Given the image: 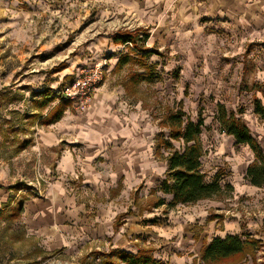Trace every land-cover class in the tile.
Masks as SVG:
<instances>
[{
  "label": "rangeland",
  "instance_id": "obj_1",
  "mask_svg": "<svg viewBox=\"0 0 264 264\" xmlns=\"http://www.w3.org/2000/svg\"><path fill=\"white\" fill-rule=\"evenodd\" d=\"M129 1L134 0H0V185L19 189H0V264H82L86 256L75 261L44 251L25 228L19 204L44 190L58 157L57 150L43 145L38 128L58 111L67 108L74 114L71 102H63L59 93L82 69L95 66L102 67L101 87L120 91L119 101L131 106L128 111L137 122L155 129L163 158L184 148L170 137V112L182 108L194 121L204 119L203 170L209 180L217 176L231 190L224 187L220 195L187 208L200 221L194 240L204 247L214 238L239 235L252 242L251 248L219 264H264V187L245 179L253 154L220 133L212 120L217 105H224L242 117L264 148V122L254 113L255 99L264 105V30L244 35L234 30L238 25L232 21L201 19L196 27L202 28L194 35L159 36L155 45L146 46L150 53L145 55L140 53V36H134V47H101L105 32L114 34L113 40L117 33L147 29L149 21ZM126 54L128 63L116 68ZM48 113L53 115L45 118ZM165 142L173 149L167 150ZM152 191L151 200L135 195L134 213L160 199ZM10 200V207H4ZM202 249L199 254L192 247L196 258L172 264H206ZM188 252L189 257L195 253Z\"/></svg>",
  "mask_w": 264,
  "mask_h": 264
},
{
  "label": "crops",
  "instance_id": "obj_2",
  "mask_svg": "<svg viewBox=\"0 0 264 264\" xmlns=\"http://www.w3.org/2000/svg\"><path fill=\"white\" fill-rule=\"evenodd\" d=\"M146 1L128 2L139 17L149 21L143 29L149 35L145 48L155 45L159 36L167 40V35L178 32L194 35L202 28L196 27L201 19L232 21L238 25L234 30L244 35L264 30V0ZM112 35L105 32V42L100 46L125 47L115 44ZM121 97L120 91L105 84L96 91L91 108L80 111L70 103L74 114L66 108L60 120L38 128L43 145L57 150L58 157L47 186L23 205L25 228L47 253L75 261L92 251L120 249L137 254L139 246L154 248L155 259L163 264L196 258L192 247L199 249V254L203 247L201 240H194V227L200 221L186 213L196 203L168 208L172 196L160 191L167 163L156 154V131L147 123L137 122L128 111L131 106L119 101ZM212 120L216 122L215 116ZM152 189H156L155 198L166 204L156 207V201L134 213L135 195L139 192L140 200H151ZM122 215L121 226L116 229ZM189 250L195 252L190 257Z\"/></svg>",
  "mask_w": 264,
  "mask_h": 264
},
{
  "label": "trees",
  "instance_id": "obj_3",
  "mask_svg": "<svg viewBox=\"0 0 264 264\" xmlns=\"http://www.w3.org/2000/svg\"><path fill=\"white\" fill-rule=\"evenodd\" d=\"M134 36L137 38L140 36L142 39L140 53L142 55L150 53L145 48L149 35L144 31L135 30L134 32L121 33L116 35L113 40L115 44L124 45L126 48L128 46L134 47L137 45ZM127 54L119 58L116 68H121L128 63L129 56ZM255 102V113L264 119V108L259 101ZM46 104H48V101L47 103H42L39 107H45L47 106ZM57 113L58 115H54V118L47 123L51 124L60 120L62 110ZM52 115V113H48L45 118H49ZM30 116L36 115H27L26 118H32ZM41 118H43V115H40ZM215 120L222 133L233 136L238 145H246L250 148L254 154V162L247 169L246 179L251 185L264 187V149L252 134L250 128L234 112H229L221 104L217 105ZM166 123L171 129V139L184 143L182 151H173L166 158H163L157 145V156H160L167 163V172L160 185V191L172 196V201L168 204V208L211 199L223 193L224 187L231 190L230 187L223 186L217 176L209 180L203 170L205 149L201 141V135L204 128V119L200 116L197 121H194L190 115H187L180 108L167 115ZM164 145L167 150L173 149L170 142H165ZM0 189L9 192L19 190L16 185L9 187L0 185ZM20 204L19 212L22 213L24 201ZM165 204L163 199H159L155 206L159 207ZM10 205L11 200L4 207H10ZM0 215H2L1 210ZM123 216H120L116 221V229L121 226ZM251 245L252 242L243 240L239 235H228L224 239L214 238L203 247L201 252L202 261L206 264H219L242 255L248 248H251ZM154 252V248L145 246H139L137 254L128 253L120 249H112L108 252L92 251L82 259V264H163L155 259Z\"/></svg>",
  "mask_w": 264,
  "mask_h": 264
},
{
  "label": "built area",
  "instance_id": "obj_4",
  "mask_svg": "<svg viewBox=\"0 0 264 264\" xmlns=\"http://www.w3.org/2000/svg\"><path fill=\"white\" fill-rule=\"evenodd\" d=\"M102 83V67L82 69L76 79L64 84L59 94L62 101L71 102L77 110L83 111L91 108L94 95Z\"/></svg>",
  "mask_w": 264,
  "mask_h": 264
}]
</instances>
